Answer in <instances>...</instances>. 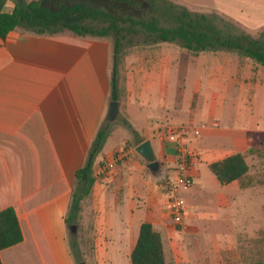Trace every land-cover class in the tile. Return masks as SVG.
<instances>
[{"label":"crops","instance_id":"obj_1","mask_svg":"<svg viewBox=\"0 0 264 264\" xmlns=\"http://www.w3.org/2000/svg\"><path fill=\"white\" fill-rule=\"evenodd\" d=\"M165 1L224 17L255 38L264 33V0ZM14 7L9 0L5 11ZM124 51L118 123L96 159L95 177L118 152H130L113 178L96 177L82 201L80 256L91 235L90 264H132L141 225L148 223L162 236L166 264H186L183 252L201 250L208 252L203 264H230L223 252L238 249L239 235L249 227L264 235V202L255 194L256 181L245 189L238 181L222 186L210 165L243 154L245 181L260 173L264 66L228 51L191 56L170 43ZM114 52L111 36L69 31L16 30L0 39V212L14 208L23 233L21 243L0 251L2 264H77L66 218L76 172L107 118ZM167 125L201 132L188 140L198 162L194 185L178 194L187 207L182 227L173 221L165 188L177 177L175 145L161 129ZM148 140L155 171L137 153ZM256 206L261 213L253 216L249 210ZM183 234L201 235L204 244L180 243Z\"/></svg>","mask_w":264,"mask_h":264},{"label":"trees","instance_id":"obj_2","mask_svg":"<svg viewBox=\"0 0 264 264\" xmlns=\"http://www.w3.org/2000/svg\"><path fill=\"white\" fill-rule=\"evenodd\" d=\"M7 1L9 0H0V39L3 41L16 30L36 35H58L69 31L80 37H113L115 52L110 101H119L118 67L124 53L125 40L133 34L143 33L144 45L176 44L194 56L221 51L235 52L264 66V33L260 38H255L235 25L226 23L218 15L191 12L165 0L146 1L154 5L158 1L163 2L160 13L168 19L169 26L162 25L158 18L152 21L136 20L111 13L104 7L127 5L134 9L141 0H104L103 5L100 3L102 0H94L97 2L95 5L88 0H11L15 7L12 12H6ZM126 126L131 128L127 123ZM112 129V123L106 118L92 143L85 165L76 172V187L66 218L69 228L77 225L82 201L92 192L96 182V159L104 149ZM210 170L222 186L238 181L242 188L249 187L245 181L249 167L243 154H236L222 162L214 163L210 165ZM22 241L23 233L14 208L0 212V251ZM71 247L77 264L83 262L79 244L73 238ZM131 262L166 264L162 236L151 224L141 225L138 241L131 254Z\"/></svg>","mask_w":264,"mask_h":264},{"label":"rangeland","instance_id":"obj_3","mask_svg":"<svg viewBox=\"0 0 264 264\" xmlns=\"http://www.w3.org/2000/svg\"><path fill=\"white\" fill-rule=\"evenodd\" d=\"M89 3L95 5L97 2L94 0H88ZM102 0L100 3L103 5ZM163 6V2H157L155 5L152 3H149L146 0H141L137 8H130L127 5H113V6H104L105 9H107L109 12L114 13L119 16L123 17H132L136 20H144V21H152L154 18H158L159 21H161L162 25L169 26L170 23L168 22V19L161 15L160 8ZM169 6V4H167ZM179 6V5H178ZM216 15V14H215ZM221 17V16H219ZM225 20L226 23H231L235 25L233 22L229 21L228 19L221 17ZM220 24V22H219ZM236 26V25H235ZM239 30H242L240 27L236 26ZM144 35L143 33L139 34H133L129 35L127 39L125 40V48L126 52H129V49L134 47H141L143 45ZM175 46H178L174 44ZM180 52H184L188 55L194 56L187 51L183 50L181 47H179ZM125 52V51H124ZM124 54V53H123ZM127 54V53H126ZM122 64V57L121 61L118 67V84L120 80V74L121 73V65ZM120 76V77H119ZM106 119V118H105ZM117 120L112 123L113 129L117 125ZM112 129V130H113ZM264 158V156H261ZM262 169L260 173L254 175V178L246 182L250 184L252 181L255 182V194L258 198H261L260 202H264V172L262 173V170H264V162L261 164ZM254 167H257V164H254ZM185 205V204H184ZM185 211H187V207L185 205ZM252 211V212H251ZM258 212H260L258 206L255 208H252V210H249L250 214H255V216H258ZM261 213V212H260ZM238 222V220H237ZM78 229L77 233L75 235L71 234L70 232V240L73 238V240H76L79 244L80 241V235H79V228H80V221L77 223ZM177 226V225H176ZM182 227V226H177ZM187 229V228H186ZM186 229L184 231H186ZM250 229V230H249ZM249 232L245 234H241L238 236V249H233L231 251H224L223 256L225 260H227L230 264H264V235L262 231H254L252 230V227L248 228ZM199 243V246H202L204 244L203 236L198 235L197 238L195 237L192 239V236L188 234H183L182 240L180 243ZM197 242V243H196ZM83 243H85L84 248H86V251L83 253V256L81 258L83 259V262L86 264H90L92 262V248L94 244L93 236L87 235L86 238L83 239ZM203 253L208 254L205 250H201L198 252H183L184 258H186V264H191L190 262H187V260L191 261L193 264H203ZM218 255V252H217ZM218 259V258H217Z\"/></svg>","mask_w":264,"mask_h":264},{"label":"built area","instance_id":"obj_4","mask_svg":"<svg viewBox=\"0 0 264 264\" xmlns=\"http://www.w3.org/2000/svg\"><path fill=\"white\" fill-rule=\"evenodd\" d=\"M165 134V138L175 145L177 157V177L173 181H168L165 188L169 195V210L175 225L183 226L185 205L178 196L182 189L191 188L195 181L192 175L194 167L198 162V156L191 152L188 148V140L190 137H199L201 132L199 128H192L189 125H167L161 128ZM161 131V130H160ZM159 131V133H161ZM130 150L118 152L115 157L106 162L104 166L97 172L98 179H111L116 173L117 165L125 161Z\"/></svg>","mask_w":264,"mask_h":264},{"label":"water","instance_id":"obj_5","mask_svg":"<svg viewBox=\"0 0 264 264\" xmlns=\"http://www.w3.org/2000/svg\"><path fill=\"white\" fill-rule=\"evenodd\" d=\"M120 112V103L119 101H111L109 103L108 113H107V119L109 122L113 123L117 120L118 115ZM137 153L144 158L148 162V167L152 171H155L158 169V162L155 161L154 152L152 149L151 141H145L143 144L138 146ZM78 226L73 225L70 227L71 234L75 235L77 233ZM79 264H85L84 262H81Z\"/></svg>","mask_w":264,"mask_h":264}]
</instances>
